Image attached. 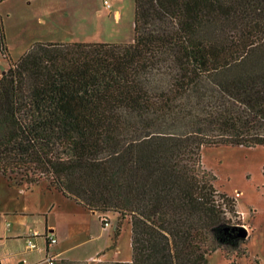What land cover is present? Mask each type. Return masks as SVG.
I'll return each instance as SVG.
<instances>
[{
	"label": "trees",
	"instance_id": "16d2710c",
	"mask_svg": "<svg viewBox=\"0 0 264 264\" xmlns=\"http://www.w3.org/2000/svg\"><path fill=\"white\" fill-rule=\"evenodd\" d=\"M0 53L3 176L129 218L131 264H206L247 238L200 151L264 147V0H134L132 43L17 61L0 20Z\"/></svg>",
	"mask_w": 264,
	"mask_h": 264
},
{
	"label": "rangeland",
	"instance_id": "374dc122",
	"mask_svg": "<svg viewBox=\"0 0 264 264\" xmlns=\"http://www.w3.org/2000/svg\"><path fill=\"white\" fill-rule=\"evenodd\" d=\"M108 3L109 7L103 0H0V16L6 26L12 61H17L37 42L132 43L134 0H108ZM7 68L8 62L0 53V73ZM200 154L202 167L215 178L216 190L234 201L236 214L229 215L232 223L247 232L244 241L236 247L217 250L207 257L206 264H264V147H204ZM7 176L10 180L0 173V234L14 233L17 237L0 247L3 264L33 259L26 231L30 228L32 232L44 233L46 216L55 219L60 230L66 231L69 226L78 229V242H73L78 248L74 247L70 253L78 254V259H88L99 251L107 232L112 241H117L120 257H131L130 223H125L129 218L104 213L111 227L102 233V240H96L101 230L97 217L85 207L78 205L77 209L73 202L65 201L51 188L50 179L40 178L28 189L26 177H34V173L21 171ZM118 224L120 233L116 236ZM38 240L43 238L34 239L39 243ZM107 251L113 252L112 243Z\"/></svg>",
	"mask_w": 264,
	"mask_h": 264
},
{
	"label": "crops",
	"instance_id": "0c3cea01",
	"mask_svg": "<svg viewBox=\"0 0 264 264\" xmlns=\"http://www.w3.org/2000/svg\"><path fill=\"white\" fill-rule=\"evenodd\" d=\"M0 20L2 23L3 32H4V36H5V40H6V38H7L6 26H5L4 21H3L1 16H0ZM6 45H7V41H6ZM6 70L3 71L2 73H0L1 74L0 77L6 72ZM53 190H55V189H53ZM56 192H58V191H56ZM58 193L63 197V199L65 201L73 202L74 205L78 209V205H80V204H78V202H76L72 198L66 197L65 195H63L60 192H58ZM90 212H92V214L97 217L98 223H99L100 228H101L100 234L96 237V240L101 239V237H103L102 235H104L102 233H104V231H107L109 229L108 228L103 229L101 227V224L99 221V215L94 211H90ZM125 223H127L129 225V222L126 221ZM129 227H130V225H129ZM44 228H45L44 233H42V234L36 230L32 232L30 228L27 229L26 237L33 235V234H37V237H35L34 239L43 238V240H38L39 243H37L33 239V242L36 245V248L33 250H30L32 252H29V253H34L33 259L31 260L29 258H26V259L22 260L21 262H19V264H27V261H30L31 264H47L46 259L49 257L54 258V260L56 261L55 264H119V263L131 264V262H132L131 229H130V248H131V257L130 258L120 257V248L116 243L117 241L116 240L112 241L111 238H109L110 232H107L108 236H107V239L104 240V242H102L103 243L102 248L99 249V251H96L95 254L91 255L88 259L82 260V259H78V254L70 255V253L72 252L71 250L74 247L78 248V244L73 245V242L78 240V229H72L69 226V228L66 229V231L62 230V229L60 230L58 228L56 220L55 219L49 220L48 216H46ZM46 235L47 236L53 235L56 239V243L53 245L48 244L46 241ZM15 236H16V234H14V233H12V235H8V234H6V235L2 234L1 235L0 234V247L3 244H5L6 241H8L10 238H13ZM110 243H112L113 252L112 251L106 252V250H108ZM13 254L14 255H20V253H13ZM28 256H30V255H28ZM3 259H4V257L1 255L0 256V264H3Z\"/></svg>",
	"mask_w": 264,
	"mask_h": 264
},
{
	"label": "built area",
	"instance_id": "2783aa9c",
	"mask_svg": "<svg viewBox=\"0 0 264 264\" xmlns=\"http://www.w3.org/2000/svg\"><path fill=\"white\" fill-rule=\"evenodd\" d=\"M103 4L106 7H109L108 0H103ZM99 221H100L101 227L103 229H107V228L111 227L110 220L106 216H104V215L99 216ZM35 237H37V234H33V235H30V236L26 237L27 247L29 249H31V250L36 248V245L33 242V239ZM46 241L50 245H53V244L56 243V239H55V237L53 235H48V236L46 235ZM55 262L56 261L54 260V258L49 257V258L46 259V263L47 264H55Z\"/></svg>",
	"mask_w": 264,
	"mask_h": 264
},
{
	"label": "water",
	"instance_id": "95a60500",
	"mask_svg": "<svg viewBox=\"0 0 264 264\" xmlns=\"http://www.w3.org/2000/svg\"><path fill=\"white\" fill-rule=\"evenodd\" d=\"M240 235L242 237H246L247 236V232H246V230L244 228H242V231H241Z\"/></svg>",
	"mask_w": 264,
	"mask_h": 264
}]
</instances>
